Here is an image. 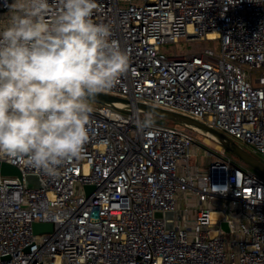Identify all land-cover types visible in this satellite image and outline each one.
I'll list each match as a JSON object with an SVG mask.
<instances>
[{
  "label": "built area",
  "instance_id": "obj_1",
  "mask_svg": "<svg viewBox=\"0 0 264 264\" xmlns=\"http://www.w3.org/2000/svg\"><path fill=\"white\" fill-rule=\"evenodd\" d=\"M96 2L93 22L109 24L128 56L104 93L191 117L264 156V0ZM181 38L218 49L162 47ZM95 103L82 158L56 175L0 159L43 184L0 176V264H264V176L221 146L201 169L198 129L139 127L134 106ZM156 210L173 212L171 229ZM34 222L52 229L33 233Z\"/></svg>",
  "mask_w": 264,
  "mask_h": 264
},
{
  "label": "clouds",
  "instance_id": "obj_2",
  "mask_svg": "<svg viewBox=\"0 0 264 264\" xmlns=\"http://www.w3.org/2000/svg\"><path fill=\"white\" fill-rule=\"evenodd\" d=\"M96 0H11L0 17V159L54 176L81 159L90 103L114 88L128 56L107 23H94ZM145 117L139 127L150 126Z\"/></svg>",
  "mask_w": 264,
  "mask_h": 264
},
{
  "label": "water",
  "instance_id": "obj_3",
  "mask_svg": "<svg viewBox=\"0 0 264 264\" xmlns=\"http://www.w3.org/2000/svg\"><path fill=\"white\" fill-rule=\"evenodd\" d=\"M97 103H106L112 104L113 102L120 103L124 109H131L134 106L138 111H144L148 113H152L168 119L174 123L183 125L184 127L196 128L204 131L205 133L212 136L213 140L216 141L222 148L229 150L235 156H237L240 160H242L245 164L253 168L255 171L264 176V163L257 159L252 153L245 150L241 147L237 142L232 140L230 137L225 135L224 133L206 125L205 123L193 119L191 117L185 116L180 113H176L170 110L162 109L159 107H155L153 105L145 104V103H135L134 105L128 99L121 98L115 95H111L109 93L100 92L94 99H91ZM0 176H16L20 180H25L27 186H43L41 180L33 174L23 175L19 168L9 162L0 161ZM84 189L86 192H89L93 189L92 185H84ZM154 217L161 218L164 221V227L166 229L172 228L173 223V212L172 211H154ZM221 227L223 229H227L226 223L221 222ZM52 229V224L50 222H34L32 224L33 233H42V232H50Z\"/></svg>",
  "mask_w": 264,
  "mask_h": 264
},
{
  "label": "rangeland",
  "instance_id": "obj_4",
  "mask_svg": "<svg viewBox=\"0 0 264 264\" xmlns=\"http://www.w3.org/2000/svg\"><path fill=\"white\" fill-rule=\"evenodd\" d=\"M216 42L217 41H212V40H209V41H207V40H198V39L185 40L184 38H181L176 43H165V44H162V47H164L165 50L169 54L188 52V51L192 50L193 48H197V47L205 45V44L209 45V46H212V47H214V49L217 50L218 49V44ZM88 102L90 103L91 106L96 104L92 100H89ZM124 112L127 113V110H124ZM140 116H141V118L143 120L145 119V117H150L151 120H152V123H157V124H161V125H173V126L180 127V128L183 127V125H180V124H177V123H173V122H171L168 119H165L163 117H160V116L152 114V113L141 111L140 112ZM193 133L195 135L194 142L201 146L197 151H194V148H193V152H196L195 155H194V160L196 161L198 166L201 169H203V168L206 167L207 163H209L214 158V156L212 154L206 153L205 150H208V151H210V152L215 154L216 153L215 148L219 147L220 145L216 141H214L213 139H210L209 136H207L205 134H202V133H199V132H195V131ZM234 141L237 142L245 150H247L250 153H252L261 162L264 163V156L262 154H260V153H255L253 151V148H252L251 145L242 143L241 141L236 140V139ZM193 146H194V144H193ZM223 152H224L225 155L229 156L235 163L241 164V165L247 167L248 169H250L252 172L261 175L260 173L255 171L253 168H251L250 166L245 164L242 160H240L237 156H235L229 150L223 148Z\"/></svg>",
  "mask_w": 264,
  "mask_h": 264
},
{
  "label": "bare ground",
  "instance_id": "obj_5",
  "mask_svg": "<svg viewBox=\"0 0 264 264\" xmlns=\"http://www.w3.org/2000/svg\"><path fill=\"white\" fill-rule=\"evenodd\" d=\"M209 36H210V37H213L214 34H210ZM198 132H199V133H202V134H205V135H207V136H209L210 139H213L212 136H210L209 134L205 133L204 131H202V130H200V129L198 130ZM214 214H215V213H213V215H214Z\"/></svg>",
  "mask_w": 264,
  "mask_h": 264
},
{
  "label": "trees",
  "instance_id": "obj_6",
  "mask_svg": "<svg viewBox=\"0 0 264 264\" xmlns=\"http://www.w3.org/2000/svg\"><path fill=\"white\" fill-rule=\"evenodd\" d=\"M172 122V121H171ZM174 123V122H173Z\"/></svg>",
  "mask_w": 264,
  "mask_h": 264
}]
</instances>
